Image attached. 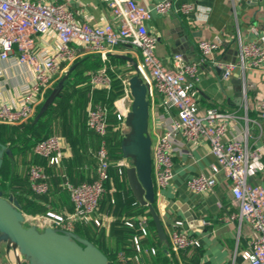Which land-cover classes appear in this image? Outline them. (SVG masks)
Returning a JSON list of instances; mask_svg holds the SVG:
<instances>
[{
	"label": "built area",
	"instance_id": "1",
	"mask_svg": "<svg viewBox=\"0 0 264 264\" xmlns=\"http://www.w3.org/2000/svg\"><path fill=\"white\" fill-rule=\"evenodd\" d=\"M103 1L111 8L116 21L115 27L111 24L91 26L79 22L74 12L63 3L0 0V60L11 59L17 47L21 53L17 63L28 64L31 68L30 83L26 89L12 97L8 103H1L0 123L22 124L33 116L40 98L58 77L61 66L73 64L78 59L75 46L100 54L104 61L110 52L121 45L138 49L141 56L138 63L139 75L147 86L150 111L156 97L160 96L170 112L169 117L159 116V121L165 125V131L152 145L153 179L157 196L171 185L174 177L173 153L177 150L175 135L180 133L188 143L207 141L216 157V163L211 167L212 173L191 177L187 181V188L195 194L213 192L218 183V175L223 174L230 181L233 198L240 208L237 214L231 215V220L247 222L254 234L248 249L241 257L249 264H264V188L249 182L250 165L260 157L261 149L251 148L247 136L242 140H227L229 120L235 115L222 113L214 108L201 114L197 102L199 67L220 47V41H199L200 57L197 61L190 62L182 54H176L172 59L173 69L169 70L156 55L159 36L150 32L147 23L154 13L165 15L172 12L174 0H162L152 6H143L135 0ZM241 1L233 0L236 3ZM195 10L193 4L183 3L177 11L190 15ZM30 33L56 37V48L40 60L33 55L34 40ZM216 65L225 71L224 79L229 80L237 67L245 72L264 65V47L256 42L242 43L238 63ZM3 75L4 70L0 69V78ZM127 80L128 78L123 81L124 95L116 102L119 130L127 128L125 121L132 104ZM90 84L96 90L110 91L113 87L112 79L105 68L92 75ZM244 94L246 95V89ZM260 117L264 119V102L260 106ZM109 122L108 108L105 105H89L86 125L100 138L95 154L96 178L80 184H74L66 178L64 187L73 204V212H48L44 217L26 216V221L29 220L31 225L40 230L52 227L65 232H75L78 223H94L98 227L103 225L97 213L100 201L107 192L106 185L112 178ZM34 153L45 159L49 166L56 168L63 166L66 156L59 136H50L37 143ZM115 167L119 176H123L130 167L129 160L121 158ZM28 178L30 188L35 194L45 195L49 192V176L44 166L32 165ZM126 225L135 228L136 224L129 220ZM137 226L139 234L133 238V242L136 250L140 252L142 239L149 235V229L143 217L137 221ZM182 226L181 220L172 226L168 235L171 249L180 253L201 247L200 240L182 230ZM151 252L156 253V250L152 249ZM118 259L121 264H129L124 253H120Z\"/></svg>",
	"mask_w": 264,
	"mask_h": 264
},
{
	"label": "crops",
	"instance_id": "2",
	"mask_svg": "<svg viewBox=\"0 0 264 264\" xmlns=\"http://www.w3.org/2000/svg\"><path fill=\"white\" fill-rule=\"evenodd\" d=\"M31 1L63 3L74 12L79 22L88 23L91 26L105 24L116 26L111 8L103 0ZM135 1L143 6H152L162 0ZM183 3L193 4L196 7L195 12L190 15H183L178 12V8ZM147 25L151 33L159 36L156 55L163 66L169 70L173 69L172 59L176 54H182L187 61H197L200 57L199 41H220V47L199 67L200 80L197 83L199 110L202 114L207 109L214 108L222 113L235 115L229 120L226 139L242 140L247 136V142L251 148L261 149L260 157L250 165L249 182L254 186L264 188V119L260 117V106L264 102V65L245 72L237 67L229 80L224 79L222 68L216 65L217 63H238L242 43L256 42L264 47V0H242L238 3L233 2V0H174L172 12L165 15L154 13ZM30 37L34 40L33 55L40 60L50 55L58 43L56 37L52 35L41 36L30 33ZM75 48L79 54L78 59L97 54L88 52L80 46H75ZM20 55L21 53L16 47L11 59L0 60V69L4 70V75L0 78V105L3 102L8 103L12 97L25 90L30 83V65H19L17 58ZM119 56H127L139 63L141 60L139 50L121 45L107 56V58L120 59L124 62L122 66L131 70L129 71V73L132 72L130 75L133 74L134 70L131 63ZM74 64L76 63L61 66L59 77L54 82L53 91L59 80L70 72ZM91 89L87 93L86 111H88L89 105L95 102L93 95L96 94V89L92 87ZM245 89L246 95L244 94ZM42 101L43 98L41 97L35 112ZM169 113L164 99L160 96L156 97L155 104L151 105L149 123L153 142L165 131V125L159 121V116L169 117ZM114 132L116 131L114 130ZM61 139L66 155L63 162L65 169L66 164L73 156V148L65 139ZM175 141L177 150L173 153L174 177L171 185L159 193L156 208L161 214L167 235L172 230L174 223L182 220L173 206L179 204L187 206L193 211L198 220L202 222L189 230H185L182 226V230L198 238L201 247L176 253L170 245L161 243L158 238L159 252L157 254L150 253L148 249L142 250L147 257L144 264H249L242 259L241 255L248 249L254 234L247 222L233 221L230 218L232 214H237L240 209L233 198L230 181L223 174H219L214 191L207 194H195L187 188V181L191 177L212 173L211 167L216 163V157L212 154L209 143L204 140L199 143H188L180 133L175 135ZM85 143L91 145L92 139H86ZM112 159L114 161V157ZM37 160L41 161L39 165L46 166L45 159L37 157ZM129 163L131 167L130 160ZM96 167V163L93 167L81 164L79 170L85 171V176L81 177L79 181L96 177ZM111 169L112 178L107 183L109 188L106 186V197L111 199L105 201L106 197L102 198L97 217L103 221L101 228L105 230L107 240L113 242L112 238L110 239L111 232L123 214L124 203L120 205L112 200L116 193L117 169L115 164L112 165ZM129 196L131 198L132 193ZM161 196L169 202V205L165 207L166 213L164 215L159 203ZM50 200L56 202L55 207L58 208H56L55 213L57 214H68L74 210L69 197H67L66 204L55 197H51ZM147 237L143 238L142 241L147 240ZM107 240L103 242L108 244ZM156 248L158 251V245ZM160 252L166 255H159ZM16 255L17 253L14 251H8L5 244H0V264H18Z\"/></svg>",
	"mask_w": 264,
	"mask_h": 264
},
{
	"label": "trees",
	"instance_id": "3",
	"mask_svg": "<svg viewBox=\"0 0 264 264\" xmlns=\"http://www.w3.org/2000/svg\"><path fill=\"white\" fill-rule=\"evenodd\" d=\"M75 63L78 64L76 69L62 77L57 83L56 87L63 81L62 88L47 107L44 108L45 102L53 90L46 93L33 118L31 117L28 121L18 125L0 123V143L11 152L5 153L4 156L0 171V191L5 198L12 195L21 205L24 214L35 216L55 212L58 207H55V201L50 200L51 197L57 198L64 204L67 203L69 195L66 191L62 193L64 190L60 188V178L62 177L61 175L59 177L60 173L65 174L66 178L74 184L93 181L96 178H86L79 181L81 177L85 176V171H80L79 167L81 164L93 167L95 163L97 166L95 154L99 148L100 138L86 125L87 93L91 89L92 75L104 68L112 79L113 87L110 91L96 90L93 99L95 100L94 103L105 105L108 108L110 118L114 120V124L109 126V148L112 158L114 157L113 164H116L122 157L121 141L124 135L117 138L119 129L114 111H116L117 100L124 95L123 80L125 78L122 74L124 72L119 68L124 62L115 57H108L107 60L103 61L100 55L91 54L84 59H77ZM119 75H121L120 78ZM55 133H61V136L71 145L73 156L66 164L65 169L64 165L60 168L49 166L46 161L44 168L49 176V184L56 185L57 189L55 190L62 192H53L50 196L49 192L45 195H37L30 188L27 171L32 165L41 163L37 160L38 156L34 155V148L37 143ZM90 138L92 139L91 145L84 144V141ZM115 185L116 193L114 195L126 193L128 199L127 202L122 201L124 204L123 216L121 217L125 216L124 218L132 219V221L134 219L135 228H130L126 225V220L120 218L111 232L110 239L112 238L113 242L107 240L105 230L94 223H78L75 227V233L94 243L112 264H121L118 259L120 253L125 254L129 264H144L147 257L142 250L148 249L151 253V250L155 249V254L159 252V241L154 222L146 207L140 206L133 196L129 198L131 192L128 188L126 172L123 176H119L117 172ZM106 186L109 188L108 184ZM120 198L122 200L121 196H119ZM100 203H102V199ZM139 217L146 219L149 229L147 240L142 241L141 252L136 250L133 242V238L139 234L137 226ZM105 240L108 244L104 243ZM165 253L160 252L159 255L164 254L165 256Z\"/></svg>",
	"mask_w": 264,
	"mask_h": 264
},
{
	"label": "water",
	"instance_id": "4",
	"mask_svg": "<svg viewBox=\"0 0 264 264\" xmlns=\"http://www.w3.org/2000/svg\"><path fill=\"white\" fill-rule=\"evenodd\" d=\"M119 57L130 62L134 70L127 80L132 96L131 109L125 121L128 132L121 141L122 156L131 161V167L126 170L128 185L136 202L148 209L160 242L169 245L163 219L156 208L158 196L153 179V139L149 131L147 86L139 75L138 63L127 56ZM77 65L74 64L70 72ZM62 84L63 81L54 89L44 108L53 101ZM5 153L11 152L0 143V171ZM159 203L164 215L169 202L161 196ZM173 209L179 213L185 230L197 227L202 222L187 206L176 204ZM25 221L26 215L19 202L12 195L5 198L0 191V244H5L8 251L17 253L18 264H112L94 243L75 232L59 231L52 227L40 230L35 225L26 227Z\"/></svg>",
	"mask_w": 264,
	"mask_h": 264
},
{
	"label": "rangeland",
	"instance_id": "5",
	"mask_svg": "<svg viewBox=\"0 0 264 264\" xmlns=\"http://www.w3.org/2000/svg\"><path fill=\"white\" fill-rule=\"evenodd\" d=\"M121 70H123V72L124 73H122L124 76V78L126 79V78H128L129 76H130V73H132V72H130L129 73V71H131V70H127V68L126 67H124V66H120L119 67ZM120 76L121 75H119V78H120ZM58 77H59V75H58ZM58 77H57V79H58ZM122 78V77H121ZM124 78H122V79H124ZM56 79V80H57ZM125 79L123 80V81H125ZM55 80V81H56ZM54 81V82H55ZM54 82H53V84L49 87V89L44 93V95L42 96V98H43V100H44V98H45V95H46V93L48 92V91H51L52 89H53V87H54ZM123 84H125L124 82H123ZM120 99V98H119ZM118 99V100H119ZM94 103V102H93ZM130 104H128V106H129ZM114 114L116 115V111H114ZM108 117H109V120H110V125H112V124H114V120L113 119H111L110 118V114H109V111H108ZM128 132V128H123V129H120V130H118V135H117V138H118V136H122V135H125L126 133ZM62 134L61 133H55V134H53L52 136H59L60 138H63L64 139V137H62L61 136ZM27 175H29V170L27 171ZM60 175L62 176L61 178H60V188L62 189V190H64L63 192L62 191H60V190H58V191H56L55 189H57V186L56 185H52V184H50V190H49V196L51 195V193H53V192H59V193H64L65 191L67 192V190H65V187H64V183H65V181H66V177H64V176H66L65 174H62V173H60L59 174V177H60ZM70 181V180H69ZM68 193V192H67ZM69 195V194H68ZM119 196H121L122 197V200H121V198L119 199ZM103 197H106V194L103 196ZM110 197H106L105 198V200L106 201H110ZM112 200L113 201H116L117 202V204H120V205H122L123 203H122V201L123 202H127L128 201V199L126 198V193H121V195H113V198H112ZM135 208V207H134ZM47 214V213H46ZM46 214H38V215H35V216H39V217H44V216H46ZM26 216H28V217H30V216H32V215H28V214H26ZM122 216H123V214H122ZM125 217V216H124ZM124 217H121V219L122 220H126V222L127 221H129V219H126V218H124ZM31 222L29 221V220H27V221H25V226L26 227H28V226H31Z\"/></svg>",
	"mask_w": 264,
	"mask_h": 264
},
{
	"label": "bare ground",
	"instance_id": "6",
	"mask_svg": "<svg viewBox=\"0 0 264 264\" xmlns=\"http://www.w3.org/2000/svg\"><path fill=\"white\" fill-rule=\"evenodd\" d=\"M16 257H17V255H16Z\"/></svg>",
	"mask_w": 264,
	"mask_h": 264
}]
</instances>
